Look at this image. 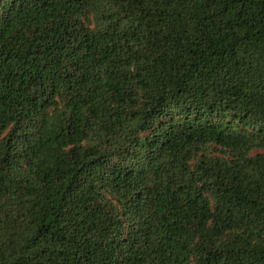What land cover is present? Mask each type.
Returning <instances> with one entry per match:
<instances>
[{
    "label": "trees",
    "instance_id": "obj_1",
    "mask_svg": "<svg viewBox=\"0 0 264 264\" xmlns=\"http://www.w3.org/2000/svg\"><path fill=\"white\" fill-rule=\"evenodd\" d=\"M0 264H264V0H0Z\"/></svg>",
    "mask_w": 264,
    "mask_h": 264
}]
</instances>
